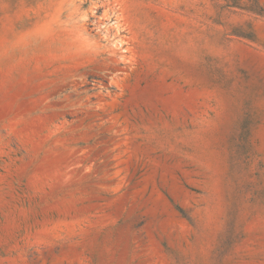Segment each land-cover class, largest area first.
<instances>
[{
	"label": "rangeland",
	"instance_id": "rangeland-1",
	"mask_svg": "<svg viewBox=\"0 0 264 264\" xmlns=\"http://www.w3.org/2000/svg\"><path fill=\"white\" fill-rule=\"evenodd\" d=\"M0 264H264V0H0Z\"/></svg>",
	"mask_w": 264,
	"mask_h": 264
}]
</instances>
